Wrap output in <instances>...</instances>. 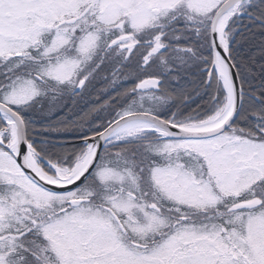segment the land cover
<instances>
[{"label":"snow or ice","instance_id":"snow-or-ice-1","mask_svg":"<svg viewBox=\"0 0 264 264\" xmlns=\"http://www.w3.org/2000/svg\"><path fill=\"white\" fill-rule=\"evenodd\" d=\"M0 264H264V0H0Z\"/></svg>","mask_w":264,"mask_h":264}]
</instances>
